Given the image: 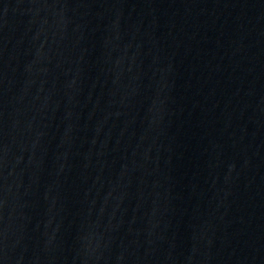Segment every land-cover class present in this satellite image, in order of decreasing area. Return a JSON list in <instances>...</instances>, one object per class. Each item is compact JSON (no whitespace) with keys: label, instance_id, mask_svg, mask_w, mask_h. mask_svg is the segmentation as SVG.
Here are the masks:
<instances>
[{"label":"water","instance_id":"95a60500","mask_svg":"<svg viewBox=\"0 0 264 264\" xmlns=\"http://www.w3.org/2000/svg\"><path fill=\"white\" fill-rule=\"evenodd\" d=\"M0 264H264V0H0Z\"/></svg>","mask_w":264,"mask_h":264}]
</instances>
